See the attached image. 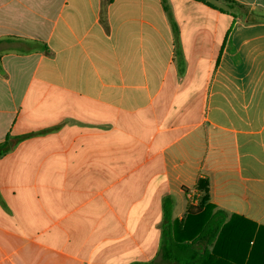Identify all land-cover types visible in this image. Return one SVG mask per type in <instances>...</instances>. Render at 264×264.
Instances as JSON below:
<instances>
[{"label":"crops","instance_id":"1","mask_svg":"<svg viewBox=\"0 0 264 264\" xmlns=\"http://www.w3.org/2000/svg\"><path fill=\"white\" fill-rule=\"evenodd\" d=\"M6 136L0 264H164L198 179L195 248L262 264L264 0H0Z\"/></svg>","mask_w":264,"mask_h":264},{"label":"trees","instance_id":"2","mask_svg":"<svg viewBox=\"0 0 264 264\" xmlns=\"http://www.w3.org/2000/svg\"><path fill=\"white\" fill-rule=\"evenodd\" d=\"M25 137L10 139L9 136H6L4 142L0 144V157L12 150ZM195 188L200 193L199 203L197 206L190 205L187 208L185 219L181 224H169L170 212L164 203V221L162 224L160 245L163 263L244 264V261L247 260L246 264H249L253 261L254 259H207L205 250L200 252L195 248V244L198 241L204 240L206 242V239L210 237L211 241H216L217 243L224 235L223 220L213 222L211 225L213 229L201 230L205 221V213L202 212L201 208L209 201L208 181L206 179H198ZM262 264H264V259H262Z\"/></svg>","mask_w":264,"mask_h":264}]
</instances>
